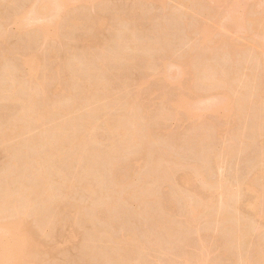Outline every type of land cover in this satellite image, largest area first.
I'll return each mask as SVG.
<instances>
[{
    "label": "rangeland",
    "instance_id": "rangeland-1",
    "mask_svg": "<svg viewBox=\"0 0 264 264\" xmlns=\"http://www.w3.org/2000/svg\"><path fill=\"white\" fill-rule=\"evenodd\" d=\"M183 1L184 3H181ZM3 2L0 0V9L4 7L0 10V84L7 87L5 85L10 80L7 79L8 74L4 73L11 72V76H14L13 79L16 82L18 81V85L22 83L24 85L22 88L20 85L15 86L17 92L13 87L11 88L17 95L19 94V97L27 94L34 96L35 93L37 99H40L39 105L42 101L41 106L47 117L41 120L35 117L37 121L32 122L30 117L29 119L25 117L27 119L24 121L22 119L24 115L22 118L19 115L25 114L22 102L17 100L16 94L9 100L14 91L8 93L12 89L5 90L6 93H3V97L0 98H4V103L0 101V120H3L0 125L9 121L10 116L14 114L19 115L21 121L30 127L26 126L27 130L25 129L23 133L21 131L22 135L20 131L11 130L7 135L8 139L0 142L1 174L3 175L5 172L3 170H6L4 175L7 174L9 179L13 177L11 179L13 180L15 179L13 175H18L28 157L32 159L39 151L41 153L38 154H47L49 151L47 148H50V145L54 146L52 143L60 141L64 134L67 135L69 130L64 128V124L65 126L73 122L80 124L79 121L82 122L84 118L90 117L89 122L93 121L94 127L93 124L88 127L91 123L86 126V132L84 130L86 135L82 143H79L80 146L78 142L77 145L74 144L75 147L72 146L73 142L69 143V148L71 149L72 146L74 150L71 149V152L66 155L64 145L67 141H63L65 142L62 145L63 148L58 142L61 150L63 149L62 156L67 158L64 159L62 156L61 160L52 158L53 166L57 165L56 169L58 168L60 177L63 175L66 179L72 173L71 177L75 180V175L78 173L75 186L78 184L80 188L72 186L70 192L69 187L65 189L62 195L64 194L68 199L63 197L64 195L62 199L58 197L61 195H57L58 199L54 200L60 199L62 202L55 201L53 203L55 208L52 206V211L48 207L51 210L49 212L53 213L56 209H61V204L64 205L65 202L69 208L76 205L78 207L61 211L59 219L65 215L61 225L58 217V221L49 220L48 225L44 223L45 218L48 217V215L45 216V212L49 214L48 209L43 210V206L41 209L39 202L32 201L33 199L28 202L20 198L21 200L15 201L18 205H15L8 204L7 201L8 206L2 204L0 208V235L3 236L0 238L1 244L4 240L11 243L5 242L7 244L3 243L0 248L11 246V244H13L12 248L17 246L13 252L16 251L14 256L18 254L16 259L18 261L21 259L19 262L21 264H68L73 258L77 260H72L73 263L78 264L77 258L82 263L83 259L86 260L88 257L90 261L93 259L94 264L98 261L100 264H111L113 263L111 258L115 256L113 259L116 260V255L110 256L109 259L107 251H110L112 255L115 243L120 244L115 245L116 248L119 247V252H121V246L123 255L127 256L123 258L121 254L123 260L129 259L128 253L130 257H133L135 251L142 249L137 253L144 254L143 256L136 253L135 259L138 261H135L134 257L129 259L135 262L132 264H264V119H262L264 117V61L261 62L259 59L261 57L264 60V0H49V2L47 0L46 3L45 0H5L6 3ZM2 3L4 5H1ZM98 20L101 21L100 28L97 25ZM223 38L225 41L222 42ZM118 41L121 43L119 44ZM218 41L221 43H217ZM32 54H35V57ZM124 56L129 58L126 59ZM24 58L33 59V67L25 62L24 66L22 63ZM90 71L93 74L96 73L95 76H98L100 81L102 78L105 80L102 81L105 83V88L102 89L104 85L101 82L98 97L97 89L94 92L93 88V92L89 94L84 92L86 83L90 81L92 84V80L99 81V78L97 79L94 75L95 79L93 76H88L92 75ZM97 73H100L102 78ZM205 73L208 75H204ZM96 86L97 84L95 88ZM53 87L56 89L54 90ZM90 89L88 88L87 91ZM61 107L62 109L71 108L65 112ZM129 108L133 111H129ZM132 117L138 119L136 121H139V131L141 132L142 129L144 133V136L142 132L140 133L143 137L138 134L142 137L140 141L138 139L139 144L138 141L136 143L129 141L132 145L137 144L136 146L126 144L128 134L125 139L123 135L114 134L113 136L115 132L112 133L109 130L112 122L120 124V120H123L125 123L132 124ZM18 122L19 127L22 123ZM77 124L74 126L76 129L72 126L74 133H68L69 136L80 131V125L78 127ZM130 124H127L128 128L131 127ZM59 125L62 126L60 129H65L60 130L64 132L62 135L60 132L55 133L59 129L55 127H60ZM69 126L68 128L71 129ZM148 131L150 134H147ZM239 131L242 137H238ZM47 135L57 139L55 142L46 144L49 140ZM56 135H61V138ZM206 135H208L205 138H208L209 146L208 142L205 145L206 140L203 138ZM120 136L123 137L120 138ZM123 138L124 141H122ZM51 139L50 142L54 140ZM115 139L121 140L122 142L119 141L121 145L123 142L126 144L121 147L120 152L116 150L120 143L113 145L116 142ZM23 140L29 141L31 146L25 144ZM34 140L37 144L32 143ZM41 140L43 142L45 140V145L48 146L41 144ZM234 143L235 147H233ZM240 143L243 148L239 149ZM115 145L116 148H113ZM55 146L53 148H58V145ZM227 147H233L235 152L232 151L233 149L227 152ZM16 148H19L18 153H14L17 152ZM69 148H67L68 151ZM24 149L30 151L25 152ZM84 150L86 153L97 150L99 151L97 154H102V158L96 154L100 160H96V157V159L93 157L94 160H88ZM83 151L85 155L82 154ZM159 153L160 159L162 156L165 157L162 163L159 160L160 165L157 166L155 163V171L158 170L157 167H159L158 171H161L159 176L163 171L165 172V167L173 166L171 164L174 160H176L174 164H178L179 161L180 165H174L177 167L169 170L170 173L166 170V174L163 173L159 177L158 173L151 171V166L155 158H159ZM13 155L16 164L22 167L19 168L18 173L17 166L12 164ZM18 155L22 156L19 158ZM170 155L173 161L170 160L172 159ZM18 161L22 164L20 165ZM90 161H92L90 169L94 164L97 171L94 168L91 172L88 171L87 166L90 165ZM110 163L111 171L114 172L109 170ZM11 165L16 166V168L12 166L15 172ZM24 165L25 173L29 174L26 163ZM10 168L12 170H9ZM9 171L15 174L11 177ZM64 171L69 174H64ZM83 172L86 173L84 174L86 177L87 172L90 175L93 173L92 177L95 174L100 175H97L101 179L99 181H95L96 175L95 179L92 177L89 179V175L84 180L94 179L92 182L94 181L95 190H99L101 195H104L100 197L105 198L101 199L103 202L97 198L99 191L97 195L93 193L92 196L93 190L89 191L90 194L87 190L83 191L94 188L86 186L88 182L84 181L86 185L82 189L83 185L80 183H83V178L79 176ZM25 173L23 172L24 175ZM4 175L2 177L8 179ZM24 175L20 174L19 178L16 177L18 179L14 180L16 184H11V180L5 181L0 177L2 179H0V187L6 183L14 187L13 185L18 186L19 183L21 185L17 188L20 189L27 187L23 186L26 180L32 184L34 179L35 184L39 182L36 176L33 178L31 175L27 177ZM77 177L82 182L78 179L80 183H77ZM151 177L153 179H150ZM143 178L145 183L147 181L145 185L149 186L151 191V194H146L144 202H138L135 197L137 195L133 196L134 201L136 198L135 203L127 198L123 200L121 194H128L127 190H131L129 189L131 186L135 188L131 187L133 191L140 186L139 189L143 186L145 188ZM112 179L118 181L117 185L119 182L122 185L120 184L116 189L114 185L116 182ZM52 180L54 182V179ZM55 182L53 183L55 186L56 184L64 185V182L61 183L62 180L58 183L57 178ZM32 184L29 183V187ZM61 185L57 186V189H61L58 191L54 186L53 192L56 191L57 194L63 192ZM123 185L124 187L120 189ZM65 186L67 187V184L63 187ZM14 188L11 193L20 194V190L16 186ZM147 188L142 190L147 193V190L149 191ZM27 189L29 191L30 188L27 187L24 190ZM13 190L19 193L16 194ZM142 192L140 193L144 196L145 193ZM112 193H115L114 196L120 195L119 201L118 198L115 200L118 204L113 203V199L110 200L111 197L114 198ZM126 194L124 197L131 196ZM181 194H184V197ZM129 197L128 199H132ZM188 197L194 198V201L192 198L191 201L196 203L194 205L199 213L195 220L193 219L194 222L190 221L192 224L188 222L191 217L187 213H192V208L195 206L191 201L193 207L188 205L190 203ZM64 198L67 201H63ZM105 200L114 204H112L113 210L112 207L108 209L110 203ZM220 200H223L225 204L222 202V205ZM219 201L221 205L217 208ZM27 202L28 204L33 202L32 206H29ZM55 203H58L59 207L58 204L55 206ZM34 204H38L37 207H34ZM67 204H65L66 208H68ZM26 207L30 209L27 210ZM37 208L39 211L43 210L44 212L41 211V213L43 212L44 215H40ZM98 211L101 212L98 213ZM111 213L112 217H116V214L118 217L114 220L112 217L109 218L108 215ZM78 217L81 219L78 220ZM74 219L80 222L75 220L74 223ZM54 220L59 222L57 227L55 222H53L55 225L51 223ZM180 226L182 229L180 228L179 233L180 229L176 228ZM97 230H101V234H98L99 238L102 236L101 241L97 234L95 235L99 232ZM105 230L107 234L109 233L108 235ZM167 230L175 234L179 233L183 239L182 242L176 240L178 236L174 234L176 242L172 238L174 243L172 241L170 244L168 241L172 240L169 237L172 233L170 234ZM9 236H13L14 242ZM125 236L129 240L133 238L134 244L142 240L140 244L142 246L138 245V248H134L133 241L131 243L127 240L133 246L129 244L130 247L135 249L133 253V250L125 243L128 239ZM136 236L139 238L137 239ZM94 237H97V240ZM106 237L109 238L106 240ZM167 238L170 239L167 240ZM93 240H95L94 243L98 242L96 244L98 249L94 250L99 252H94L97 253L94 257L89 256L94 254L89 252L95 245ZM120 240L125 241V245L123 242L120 243ZM146 243L149 248H146ZM122 246H128L125 249L130 248L132 253L129 250L125 254L126 251H123ZM99 247L107 250L105 255ZM116 248L114 247L113 251H116ZM85 249L88 257L86 255L80 259L79 256L85 255ZM119 252L117 250V254ZM12 254H10L11 258L8 257L10 260L7 261L6 258L3 264H14V262L16 264ZM118 259L117 262L113 260L115 264H122L118 262ZM88 260L83 263L86 264ZM92 261L87 264H91ZM2 262L1 260V264Z\"/></svg>",
    "mask_w": 264,
    "mask_h": 264
},
{
    "label": "bare ground",
    "instance_id": "bare-ground-1",
    "mask_svg": "<svg viewBox=\"0 0 264 264\" xmlns=\"http://www.w3.org/2000/svg\"><path fill=\"white\" fill-rule=\"evenodd\" d=\"M2 1L5 2V0H2ZM46 1H47V0H45V3H46ZM4 2H3V3H4ZM48 2H49V0H48ZM48 2H47V3H48ZM3 3H2L1 5H4ZM5 3H6V2H5ZM36 3H37V2H36ZM179 3H180V2H179ZM181 3H184V1L181 2ZM181 3H180V4H181ZM185 3H186V2H185ZM3 8H4V7L2 6V9H0V10H3ZM2 12H3V11H2ZM1 16H2V15H1ZM15 16H16V14H15ZM15 20H17V19H15ZM97 25H98V27L100 28V26H101V21H100V20L97 21ZM219 40H220V39H219ZM221 40H222V39H221ZM221 40H220V41H221ZM220 41H218L217 43H221ZM223 41H225L224 38H223L222 42H223ZM118 43L120 44L121 42L118 41ZM150 45L152 46V44H150ZM148 46H149V44H148ZM148 46H147V47H148ZM143 47H144V46H143ZM143 47H142V48H143ZM233 47H234V46H233ZM234 48H236V47H234ZM232 50H233V49H232ZM234 52H235V49H234ZM234 52H233V53H234ZM55 53L57 54V52H55ZM56 54H55V56H57ZM32 55L34 56L35 54H32ZM32 55H31V56H32ZM125 56H126V54H125ZM125 56H124V57H125ZM128 56H129V55H128ZM34 57H35V56H34ZM259 57H260V56H259ZM125 58H126V57H125ZM127 58H129V57H127ZM127 58H126V59H127ZM257 59H258V58H257ZM259 59H260L261 62L264 61L263 59H261V57H260ZM259 59H258V60H259ZM24 60H26V59L24 58V59L22 60V63H23V64H24V62H25L26 64H30V66L33 67V65H34V63H33V62H34L33 59H32V60H28V58H27L26 61H24ZM26 64H24V66H25ZM27 67H28V66H27ZM32 67H31V70H30V68H29V70L31 71V73H32V71H33V70H32ZM66 67H67V66H66ZM65 69H66V68H64V70H65ZM9 70H10V69H9ZM67 70H68V67H67ZM69 70H70V69H69ZM5 71H7V70H5ZM10 71H12V70H10ZM92 71H93V70H92ZM94 72H95V71H94ZM69 73H71V72H69ZM72 73H73V71H72ZM90 73H92V75H88L89 77H90V76H93V75L95 76V74H96V73L93 74V72H91V71H90ZM100 73H101V72H100ZM100 73H97V74L99 75ZM249 73H250V72H249ZM4 74H8V78H7V79L10 80V81H9L10 83H9V82H8V84L6 83L5 86H7V87H4V85L0 84V85H1V86H0V98L3 97V93H6L5 90L8 91V89H10L11 87H13L14 90H15V89H17V87L15 88V86H19V85H20V84L18 85V81L16 82L15 79H13L14 76H13V77L11 76V75H12L11 72L4 73ZM14 74H15V73H14ZM14 74H13V75H14ZM47 75H48V74H46V77H48ZM204 75H208V74L205 73ZM5 76H6V75H5ZM94 76H93V77H94ZM99 76H101V78H102V75H101V74H100ZM44 77H45V76H44ZM95 77H96V76H95ZM95 77H94V79H95ZM205 77L207 78V76H205ZM15 78H16V77H15ZM96 78L98 79L99 77L97 76ZM5 79H6V77H5ZM7 79H6V80H7ZM16 79H17V78H16ZM6 80H5V81H6ZM13 80H14V81H13ZM89 80H91V79H89ZM103 80H104V78H102V81H103ZM92 81H93V82H92ZM92 81H91L92 84L94 83V84H93V87H92V84H91L90 81H89V82H88L89 84H88V83L85 84V85H87V86H85L86 89H85L84 92H85V93H88V94H89V93H92V92H93L92 89L94 88V89H95L94 92L97 91V90L99 91V93H98V91H97V93H96V95H97V97H98L99 94H100V89H99V88L101 87V84H102V83H103L102 85H104V86H102V89L105 88V83L102 82V81H100V78H99V81H98V80H96V82H94V80H92ZM104 81H105V80H104ZM1 82H2V81H1ZM15 82L17 83V85L15 84ZM101 82H102V83H101ZM2 83H4V82H2ZM19 83H20V82H19ZM21 83H22V82H21ZM4 84H5V83H4ZM96 84H97V86H96V88H95V85H96ZM22 85H23V83L20 85L21 88H22ZM88 85H89V86H88ZM99 85H100V86H99ZM2 86H3V87H2ZM23 86H24V85H23ZM98 86H99V87H98ZM13 88H11L12 90H11V91H8V93H11L12 91H14ZM18 88H20V87H18ZM88 88H91V89H90L91 92H90L89 90L87 91ZM53 89L55 90L56 87H53ZM96 89H97V90H96ZM15 91H16V90H15ZM15 91H14V93H13V96H11V98H9V97L7 96V97L9 98V100H11L12 98L15 97V94H16ZM17 91H18V90H17ZM17 91H16V92H17ZM86 91H87V92H86ZM28 93H29V92H28ZM26 94H27V92H26ZM30 94H31V93H30ZM30 94H29V95H30ZM6 95H7V94H6ZM18 95H19V94H18ZM18 95L16 94V96L18 97L17 100H18V101L20 100V102H22V104H23V105H22V109L24 108V113H25V114H19V113H20V112H19L18 114L21 115V116H20L21 118H22V116L24 115V118H22V119H24V121H25V119H27V118H25V117H28V119H29V117H30V118H31V122H32L33 120H36V119H37V120H41V118L44 119L43 117H45V114H46V113H45L44 110L42 109V106H41L42 101H41V104L39 105V103H40V99H37L35 93L33 94L34 96H32V94H31V96H28V94H27V95H24V96L22 95L23 97H22V96L19 97ZM3 99H4V98H3ZM3 99H0V101L2 100V103H4V102H3ZM6 99H7V98H6ZM15 100H16V98H15ZM132 100L134 101V99H132ZM132 100H130V101L133 102ZM130 101H128L129 104H130ZM38 102H39V103H38ZM44 102H45V101H44ZM44 102H43V103H44ZM134 102H136V101H134ZM134 102H133V103H134ZM0 103H1V102H0ZM45 103H46V102H45ZM45 103H44V104H45ZM133 103H132V104H133ZM132 104H131V105H132ZM47 105H48V104H47ZM135 105H136V104H135ZM40 106H41V107H40ZM128 106H129V105H128ZM65 107H66V106H65ZM68 107H69V106H68ZM68 107L65 108V109H64V108L62 109V107H61V109L64 110V111L66 112V111L70 110V108H71V107H70V108H68ZM132 107H133V106H131V108H132ZM134 107H135V106H134ZM250 108H251V107H250ZM133 109H134V108H133ZM130 110H132V109L129 108V111H130ZM21 111H23V110H21ZM64 111H63V112H64ZM132 111H133V110H132ZM22 113H23V112H22ZM60 113H61V112H60ZM15 114H16V113H15ZM13 115H14V114H13ZM13 115L10 116V120H9V121H6L5 124L0 125V142H2V140H4V139H5V140L8 139L7 135H8V133H9V131L11 132V130H13V131H15V130H16V131H20V133H21V131H22V133H23V131H26V130H27V129L25 128V127L27 126L26 123H23L24 121H23V122L21 121V118L18 117L19 115H18V116H15V115H14V117H13ZM47 115H48V113H47ZM263 115H264V114H263ZM12 117H13V118H12ZM35 117H36V119H34ZM46 117H47V116H46ZM46 117H45V118H46ZM260 117H261V116H260ZM19 118H20V119H19ZM32 118H33V119H32ZM89 118H90V117H89ZM89 118H86V119L84 118L85 120L83 119L82 122L79 121L80 124H77L76 122H75V123H74V122L71 123L72 125L69 124L70 126H69V125H66V126H65V124H64V128L66 127V128L69 130V131H67V133H66L67 135H66V136H65L64 132H63V133H62V131L60 132V130H62V129L65 130L66 128H65V129H64V128L60 129V128L62 127V126H60V125H59L60 127H55V128H59V129H57V130H58L57 132H55L56 129L54 130L55 133L59 134V132H60L61 135L64 134V135H63V138H62L60 141L57 140V141L59 142V144L62 146V145H64L65 142L67 141L66 145H64V146H65L64 149H66V150H64V153H65V151H66L65 155H66L67 153H70V152H71L72 146H74V144L77 145V142H78V146H80V144L82 143V140H83L84 135H86V133H85V132H86V130H85V129H86V126H88V125L91 123L88 127L92 126V124H93V127H94V123H93V121H90V122H89ZM130 118H131V117H130ZM132 118H133V120L135 119L134 121L132 120V122H131L132 124H130V123H125L123 120H122V121L120 120V124H118L119 122H118V123L116 122V124L112 122V124H113V125H112V124H110V123H111V122H110L109 124H110L111 126L108 125L109 128H110L109 130H111L112 133L115 132V133H113V136H114V134H115V135H116V134H119V135H123L124 138H125V136H127V134H128L127 137H129V138H128V139L125 138V139H127V141L125 140L126 144H127V143L130 144V143H132V142H135V143H136V142L138 141V139H139V141H140V139L144 136V133L142 132V129H141V132H142V133L139 131V130H140V128H139L140 126H138V122H139V121H136L137 118H134V117H132ZM0 119H1V118H0ZM8 119H9V118H8ZM90 119H91V118H90ZM262 119H264V117H263ZM37 120H36V121H37ZM137 120H138V119H137ZM2 121H3V120H2ZM2 121L0 120V122H2ZM18 121H20V123H22V124H19V127L17 126V124L19 123ZM27 121H30V120H27ZM61 121H62V120H61ZM130 121H131V119H130ZM130 121H129V122H130ZM261 121H263V120H261ZM17 122H18V123H17ZM121 122H122V123H121ZM60 123L63 124V122H59V124H60ZM81 123H82V124H81ZM124 123H125V124H124ZM27 124H28V123H27ZM62 124H61V125H62ZM74 124H75V125H74ZM76 124H77L78 127H79V125H80V131L77 132V133L75 132V135H73V134L71 133L73 136H72V135L69 136L70 134H68V133H70V132H73V133H74V130L72 131V126L74 127V126H76ZM127 124H128V125L130 124L131 127L128 128V127H127ZM139 124H141V122H140ZM29 125H30V124H29ZM125 125H126V126H125ZM56 126H57V125H56ZM68 126L71 127V129H69ZM81 126H82V127H81ZM27 127L29 128L30 126H27ZM259 127H260V126H259ZM82 128H83V129H82ZM25 129H26V130H25ZM74 129H76V128L74 127ZM77 129H78V128H77ZM259 129H260V128H259ZM78 130H79V129H78ZM81 130H82V131H81ZM84 130H85V132H84ZM13 131H12V133H13ZM91 131H92V130L90 129V132H91ZM65 132H66V131H65ZM116 132H117V133H116ZM20 133H17V134H20ZM22 133H21V135H22ZM84 133H85V134H84ZM88 133H89V132H88ZM140 133H141L143 136H142ZM148 133L150 134V131H148L147 134H148ZM239 133H240V136H238V135H236V136H238V137H242L240 131H239ZM15 134H16V133H15ZM89 134H90V133H89ZM138 134H140V136H142V137H140ZM236 134H237V133H236ZM9 135H11V134H9ZM61 135H59V136L56 135V136H58V137L61 138ZM203 135H205V134H203ZM64 136H65V137H64ZM123 136H120V138L123 137ZM130 136H132V138H131ZM138 136H139V137H138ZM207 136H208V135H206V136L203 137V138L206 140V142H205V140L203 139L204 142H205V145H206V143L208 142V141H207L208 138H205V137H207ZM46 137H48L49 140H47V142H46L45 140H44V142H43V140H41V142H42L41 144L44 143V145H45V142H46V144H50V143H52V142H55V139H57V138H52L53 136H50V137H49L48 135H47ZM46 137H45V138H46ZM201 137H202V135H201ZM238 137H237V138H238ZM6 138H7V139H6ZM51 138H52V139H51ZM120 138H119V139H120ZM124 138L122 139V141H124ZM130 138H131V139H130ZM21 139H22V137H21ZM25 139H26V138H24V140H25ZM37 139H38V138H37ZM43 139H44V137H43ZM50 139H51V140L54 139V140L50 142ZM200 139H201V138H200ZM242 139H243V138H242ZM24 140H23V142H24L25 144H26V143L29 144V143H28L29 141L27 142V141H24ZM26 140H28V139H26ZM115 140H116V139H115ZM130 140H131L132 142H129ZM203 140H202V141H203ZM237 140H238V139H237ZM34 141H35V140H34ZM34 141H33L32 143L37 144L36 141H35V142H34ZM48 141H49V142H48ZM63 141H65V142H63ZM119 141H121V140H118V141L116 140V142L113 143V145H114L115 143H117V142H118L117 144L120 143V144H119L120 146L118 145L119 148L116 149L118 152H120V151L122 150L121 147L125 144V143L123 142V145H121V142H122V141H121V142H119ZM139 141L137 142L138 144L140 143ZM239 141H240V139H239ZM19 142H20V141H19ZM21 142H22V141H21ZM21 142H20V143H21ZM58 142L52 143L54 146H55V145H58V146H57L58 148H53L54 146L50 145V148H49V147H48L49 149L47 148V150H49L48 153L46 152L47 154H44V155H43V154H38V153L40 152V151H39V152L37 153L38 155H37V154H36L37 156L35 155L36 158H35V156H34V157H33L34 159L32 158V159H33V160H32V159H29V158H31V157H28V159H26L25 162L23 161V162H24L23 164H22V162H19L20 159H18V157H19V156L21 157L22 155H18V157L16 156L17 160H19V161H18L19 164H20V165L22 164V166H23V168L21 167L22 170H23V171L21 170L22 172L20 171L21 173L19 172V168H20V166L18 165V163L16 164V162H15L16 159L14 158V155H13V159H14V162H15V163L12 162V164H14V165L17 166V168H18L17 173L19 172L18 175H20V174H22V176L24 175L23 172H24V173L26 172V170H24V166H25L24 164L26 163V166L28 167V171H27V173H29V172H30V173H29V174H26V173H25L24 176L27 177L28 175H31V176H33V178H35V176H36V177L38 178V179H36V180L39 181V182L36 181L37 183L35 184V179L33 180V178H32L31 180L34 181V182H33L34 184H32V182H29L30 184H32V186L29 187L28 180H26V182H27L28 184L22 180V181L25 183V184H24V183L21 181L22 184H24L23 186L26 185L28 188H30L29 191H28V189H27V190H24V189H26L27 187H26V188H25V187H24V188L21 187L20 189H18L17 187H18L19 185H21V184L18 183V186H17V185H13V186H14V187L16 186V188H17L18 190H20V191H19L20 194H18V193H19L18 191L13 190V192L15 191L14 193L18 194V195H14V194H12L11 192H12V188H13V189H15V188H14V187H11L12 185H9V184H10V183H11V184H12V183H13V184H14V183L16 184V181L18 180L17 178H19L17 174L12 173L13 171L15 172V169H14V168H16V166L11 165V167H12V166L14 167V168L12 167L14 170H13L12 172H10V171L8 172L9 175H11V177H12V174L17 175V176H16L17 178L15 177V175H13L14 178H15V179H13V180H11L13 177H12L11 179H9L10 177H8L7 174L4 175L5 172H6V170H3V172L5 171L3 175L6 176V178H8V179H4V178L2 177L3 175L1 174V172H0V174H1L2 176H0V177H2V179H4L5 181H6V180H8V181L11 180V182H10L9 184H7V183L5 182L6 184H5V185L2 184L3 187H2V186L0 187V208L2 207V206H1L2 204H3V205H7V201L9 202L8 204H12V203L15 204V203H16V202H15L16 200H19L20 198H22L23 200H25V199L28 200V202H30V200L33 199L32 201H37V203L39 202L38 204L40 205L39 207H41V209H42V206L44 207L43 210L48 209V207H50L51 210L53 211V208H55V207L53 206V203H54L55 201H59V200H60V199H59V200H54L55 198H57V195H61V196H58L59 198H61V197L64 195V194L62 195V193H65V189L67 190V188L69 187V192H70V190H72V189H70V187L72 188V186H73V187L75 186V183H76V182H75V180H76V175H77L78 173H77L76 175H75V173H74V175H75V180L71 177V176L73 175L72 173H71L70 175H68V176H69V177H67L68 179H67V178L65 179L63 175L61 176V177H62V178H61V177L59 176V175H60V172L57 171L58 168L56 169V166H57V165L55 164L56 166H55V167L53 166L54 162H53L52 158H53V159H55V158H56V159H59V158H60V160H61V159H62L61 156L64 154V153H63V149L61 150L60 145L57 144ZM61 142H63V143H61ZM72 142H73V144H72L71 149H70V148H69V147H70V144H69V143H72ZM74 142H75V143H74ZM199 142H200L201 144H203L200 140H199ZM241 142H242V144L244 143L243 140H242ZM39 143H40V141H39ZM79 143H80V144H79ZM22 144H23V143H22ZM25 144H24V145H25ZM30 144H31V143H30ZM30 144H29V145H30ZM68 144H69V146H68ZM117 144H116V145H117ZM126 144H125V145H126ZM128 144H127V145H128ZM207 144H208V146H209V142H208ZM33 145H34V144H33ZM116 145H115V147H113V148H116ZM133 145H134V144H133ZM133 145L130 144V146H133ZM136 145H137V144H135L134 146H136ZM240 145H241V143H240ZM243 145H244V144H243ZM243 145L239 146V149H240V147H242ZM30 146H31V145H30ZM38 146H39V145H38ZM45 146L47 147L48 145H45ZM66 146H68L67 148H69V151L67 150ZM208 146H207V147H208ZM55 147H56V146H55ZM74 147H75V146H74ZM74 147H73L72 151L74 150ZM123 147H124V146H123ZM126 147H129V146H126ZM126 147H125V148H126ZM207 147H206V148H207ZM233 147H235V143H234V146H233ZM233 147H232V148H231V147H227V152H228L229 149H233ZM24 148H25V147H24ZM27 148H28V147H27ZM30 148H31V147H30ZM32 148H33V147H32ZM38 148H39V147H38ZM40 148H41V147H40ZM44 148H45V147H44ZM59 148H60V149H59ZM62 148H63V146H62ZM80 148H81V147H80ZM242 148H243V147H242ZM242 148H241V149H242ZM244 148H245V147H244ZM16 149H17V148H16ZM21 149H22V147H21ZM33 149H35V148H33ZM42 149H43V148H42ZM42 149H41V150H42ZM18 150H19V148L17 149V152L15 151L14 153H18ZM24 150H25V152L27 151L26 149H24ZM43 150L45 151L46 148L43 149ZM43 150H42V152H43ZM22 151H23V149H22ZM28 151H30V150L28 149ZM28 151H27V152H28ZM80 151H82V150H80ZM84 151H85V150H84ZM84 151H83V153H82L83 155H85V153H86V151H85V153H84ZM87 151H88V150H87ZM229 151H231V150H229ZM232 151H234V149H233ZM88 152H89V151H88ZM98 152H99V151H98ZM98 152H97V150H96L95 152H93V153H92V152H89V153H86L85 156H86L87 158H89L88 160H90V159L92 160L93 157H94V159H96V158H97V157H96V154H97ZM158 152H159V151H158ZM234 152H235V151H234ZM19 153H20V151H19ZM40 153H41V152H40ZM43 153H45V152H43ZM160 153H161V152H160ZM160 153H159V154H160ZM229 153H232V152H229ZM21 154H23V152H21ZM41 155H42V156H41ZM45 155H47V156H45ZM83 155H82V156H83ZM97 155L101 156L100 158H102V154L99 153V154H97ZM230 155H231V154H230ZM38 156H39V157H38ZM82 156H81V157H82ZM99 156H98V157H99ZM158 156H159V158H158V157L155 158V162L153 161L154 164L152 163L153 165L151 166L152 168L154 167V169L151 168V171H153V172L155 171V167H156V165H157V166L160 165V164H158V163H159V160H161V163H162V159H165V157L163 158V156H162V158L160 159L161 154L158 155ZM20 157H19V158H20ZM62 157H63V156H62ZM95 157H96V158H95ZM166 157H167V156H166ZM170 157L172 158L171 155H170ZM48 158H51V159L48 160ZM63 158L65 159V158H67V156H66V157H63ZM100 158H99V159L97 158L96 160H100ZM46 159H47V160H46ZM56 159H55V160H56ZM64 159H63V160H64ZM79 159H80V158H79ZM94 159H93V160H94ZM29 160H31V161H29ZM50 160H51V161H50ZM156 160H158V161H156ZM170 160L173 161V158L170 159ZM11 161H12V158H11ZM28 161H29V163L27 164ZM46 161H47V162L49 161L50 164L47 163ZM79 161H80V160H79ZM172 161H171V162H172ZM175 161H176V160L173 161V164H171V162H169V164H171V165H173V166H171L172 168L170 167V165L167 166V167H169V168L165 167V168H164L165 172H166V170H167V172L170 173L169 170H173L174 168H176L177 166L180 165V164H179V161H178V164H177V163L174 164ZM110 162H111V161H110ZM112 162H114V161H112ZM164 162H165V161H164ZM46 163H47V166H46ZM93 163H94V162H93ZM155 163H156V165H155ZM91 164H92V161H90V165L87 166L89 170H88L87 167H86V169H85L86 171L88 170V171L91 172V170H93V168H94V170H96V169H95L96 167H94V166H95L94 164H93L92 169H90V166H92ZM115 164H116V163H115ZM49 165H50V166H49ZM51 165H52V166H51ZM112 165H113V164H112ZM174 165H177V166H174ZM165 166H166V165H165ZM47 167H48V168H47ZM112 167L114 168V166H112ZM173 167H174V168H173ZM21 168H20V169H21ZM109 168H110V169H109L110 172H114V171H111V169H112V168H111V163H110ZM157 168H158V170H159V167H157ZM162 168H163V167H162ZM170 168H171V169H170ZM7 170H8V169H7ZM9 170H12V169L10 168ZM158 170L156 169L157 172L155 171V173H156V174L158 173L157 175L159 176V174H160L159 172H161V171H158ZM162 170H163V169H162ZM175 170H176V169H175ZM96 171H97V170H96ZM3 172H2V173H3ZM64 172H65V171H64ZM165 172L163 171V173H165ZM173 172H175V171H173ZM10 173H11V174H10ZM66 173H67V172H65L64 174H66ZM94 173H96V172H94ZM150 173L152 174V172H150ZM163 173H162V174H163ZM171 173H172V172H171ZM67 174H69V173H67ZM84 174L86 175V173L83 172V174H81V175L79 176V178H81V179L83 178V179H82L83 183H80V182H82V181L77 177V183H78L79 180H80L79 183H80L81 185H83V186H82V187H83L82 189H84V188H85V185H86V184L84 183V181H86V183L88 182L89 185H88V183H87L86 186H88V187L90 186V188H91V187H94V181L92 182V180H94L96 177H97V179H96L95 181H99V180H101V179L97 176V175H99V174H97V175L95 174L96 177H95V175L92 177L93 173L90 175V173H88V172H87V174H88L87 177L90 175V176H89V177H90L89 179H91V177H92V178L95 177V178L92 179L91 181H90L89 179L84 180V178H87L86 176H84ZM156 174L153 173V175H155V176H156ZM162 174H161V175H162ZM165 174H166V173H165ZM165 174H164V176H165ZM161 175H160L159 177H161ZM81 176H82V177H81ZM83 176H84V177H83ZM99 176H100V175H99ZM155 176H154L153 178H155V180H156V177H155ZM158 176H157V178H159ZM29 177H30V176H29ZM55 177L57 178V182H58V183H60L61 180H62V182H61L62 184H63V182H64V185L67 184V187L65 186L66 188L63 187L64 185L62 186L61 184H58V185H61L62 189H64V190H62L63 192H61L60 194H57L56 191L53 192V190H54L53 188H54V186H55L54 184L56 183V182H55V180H56ZM73 177H74V176H73ZM149 177H150V176H149ZM20 178H21V176H20ZM58 178H60V179H58ZM70 178H72V179H70ZM98 178H99V179H98ZM113 178H114V176H113ZM153 178L151 177L150 179H153ZM0 179H1V178H0ZM2 179H1V180H2ZM52 179H54V182H53ZM63 179H64V180H63ZM78 179H79V180H78ZM116 179H117V178H116ZM146 179H149V178H146ZM159 179H162V178H159ZM159 179H158V180H159ZM14 180H16V181H14ZM31 180H29V181H31ZM50 180H51V181H50ZM59 180H60V182H59ZM88 180H89V181H88ZM112 180H113V179H112ZM112 180H111V181H112ZM114 180H115V179H114ZM114 180H113V181H114ZM117 180H118V179H117ZM143 180H144V178H143ZM8 181H7V182H8ZM113 181H112V182H113ZM123 181H124V180H123ZM148 181H149V180H148ZM151 181H153V180H151ZM49 182H53L54 184H53V183H49ZM115 182H116V184H114V185L116 186V187H115L116 189H117V187H119L120 184L122 185V183H120V182H119V184L117 185V182H118V181H116V180H115ZM1 183H2V182H1ZM90 183H91L92 186L90 185ZM100 183H101V181H100ZM123 183H124V182H123ZM146 183H147V181H146ZM146 183H145V180H144V185H145ZM151 183H152V182H151ZM213 183H214V182H213ZM213 183H212V184H213ZM50 184H51V185H50ZM52 184H53V188H52ZM129 184H131V183H129ZM58 185L56 184V186H55L56 189H57V186H58ZM95 185H96V183H95ZM114 185H113V186H114ZM124 185L128 186L127 184H124ZM124 185H123V186H120V189H121V187H124ZM76 186H77L78 188H80V187L78 186V184H77ZM76 186H75V187H76ZM130 186H131V185H130ZM19 187H20V186H19ZM131 187H132L133 189H135L133 186H131ZM131 187L129 188V189H131V190H127V191H129V192H127V193L130 194L132 197H131V196L129 197V195L126 194V193H125V194L128 195L127 197H124L125 194H121V196L123 195V200H124V198H125V199L127 198V200L133 201V203H135L136 198H137V201H138V202H144V200H145L144 198H146V196H147L146 194H148V193L151 192L149 186H146V185H145V188H143L144 186L142 187L143 190H145L147 187L149 188V191L147 190V193H146V191H143L142 189H139V188H141V186H140V187L137 188L136 190H137V191H140V192L143 191V192L145 193V195L143 196L140 192H137L136 190L133 191ZM135 187H136V186H135ZM58 188H59V187H58ZM115 188H114V189H115ZM148 188H147V189H148ZM59 189H60V188H59ZM59 189H57V191H58ZM95 189H96L95 187H94L93 189L91 188V190H90V189L88 190V188H87V189H84L83 191L87 190V191H88V194H90V192L93 190V191L91 192V193H92L91 196H92V195H94L93 193H96V195H97V193H98L97 191H99V190L96 191ZM138 189H139V190H138ZM60 190H61V189H60ZM94 190H95L96 192H95ZM141 190H142V191H141ZM89 191H90V192H89ZM132 191H133V192H132ZM135 191H136V193H134ZM66 192H67V191H66ZM99 192H100V191H99ZM116 192H117V191H116ZM118 192H119V191H118ZM131 192H132V193H131ZM143 192H142V193H143ZM138 193H139V194H138ZM144 193H143V194H144ZM67 194L69 195V193H67ZM114 194H115V193H114ZM114 194L112 193L113 196H114ZM150 194H151V193H150ZM54 195H55V196H54ZM68 195H67V196H68ZM96 195H95V196H96ZM99 195H101V192H100V193L98 194V196H97L98 199H99L100 197L104 196L103 194H102L101 196H99ZM134 195H137V196H135V197H136V198H135V201H134V198H133ZM181 195H182V194H181ZM31 196H32L33 198H31ZM69 196H70V195H69ZM116 196H117V197H116ZM119 196H120V195H119ZM119 196H118V195H115V196H114L115 199H114L113 197H111L110 200L113 199L112 202L116 204L117 202H115V200H116V198H118ZM138 196H139V197H138ZM140 196H143V197H140ZM150 196H151V195H150ZM182 196L184 197V194H183ZM63 197H66V196L64 195ZM63 197H62V198H63ZM128 197H129V198H132V199H128ZM192 197H194V196H192ZM192 197H191V198H192ZM226 197H227V196H226ZM30 198H31V199H30ZM62 198H61V199H62ZM66 198H67V197H66ZM140 198H141V201H139ZM142 198H143V199H142ZM148 198H149V197H148ZM188 198H190V197H188ZM191 198L188 199L189 202L191 201ZM194 198H195V197H194ZM194 198H192L193 201H194ZM57 199H58V198H57ZM64 199H65V198H64ZM67 199H68V198H67ZM67 199H65V200H63V201H67ZM95 199H96V198H95ZM101 199H103V198H100L99 201H102ZM104 199H105V198H104ZM104 199H103V200H104ZM150 199H151V198H150ZM154 199H155V198H154ZM186 199H187V198H186ZM20 200H21V199H20ZM123 200H122V202H123ZM127 200H125V201L127 202ZM142 200H143V201H142ZM60 201H61V200H60ZM105 201H107V200H105ZM118 201H119V198H118ZM125 201H124V202H125ZM195 201L198 202L197 200H195ZM220 201H221V200H220ZM220 201H219V205L216 206L217 208H218V206H220V205L222 204V202L224 203V201L222 200V201H221V204H220ZM5 202H6V204H5ZM28 202H27V204H28ZM61 202H62V201H61ZM102 202H103V201H102ZM107 202H109V201H107ZM120 202H121V201H120ZM120 202H119V203H120ZM186 202H187V201H185V203H186ZM191 202H192V201H191ZM191 202L188 203V205L191 206V207H193V205L196 204V203H195V202H194V203L192 202L193 205H191ZM199 202H200V201H199ZM225 202H226V201H225ZM22 203H23V202H21V204H22ZM32 203H33V202H32ZM32 203H31V204H28V205H29V206H32ZM68 203L70 204V206H72L70 202H68ZM109 203H110L111 205H110ZM109 203H107V204H109V206H110V207L108 206V207H109L108 209H110V208L114 205V204L111 203V202H109ZM155 203H156V202H155ZM205 203H206V202H205ZM19 204H20V203H19ZM38 204H37V205H38ZM41 204H42V205H41ZM57 204H58V203H55V206H57ZM63 204H64V205L61 204V209H62V210H61L60 208H58V209H60L59 211H57L58 209H56V212H53V213L51 212V213H50L49 211H51V210L48 209L47 212H48L49 214H46V212H45V216L48 215V217L45 218V221H46V222H44L45 224L47 223V224L49 225V223H50L49 220H52V219H56V220H57V217H58V219H59V218H60L59 216H60L61 213H62L61 211H65V210L68 211L70 208L78 207V205H76V206H73V207H70V208H69V205H68L66 202L63 203ZM65 204H67L68 208L65 207ZM103 204H105V203H103ZM107 204H106V206H107ZM112 204H113V205H112ZM117 204H118V203H117ZM200 204H201V203H200ZM224 204H225V203H224ZM226 204H227V202H226ZM235 204H236V203H235ZM15 205H18V203L15 204ZM28 205H27V207H28ZM37 205L34 204V207H37ZM73 205H75V204H73ZM222 205H223V204H222ZM227 205H228V204H227ZM231 205H232V204H231ZM231 205H230V206H231ZM7 206H8V205H7ZM24 206H26L25 203H24ZM24 206L22 205V207L25 209ZM52 206H53V208H52ZM115 206H116V205H115ZM194 206H195V208H192V209H193V210H192V213H191V212H190V213H189V212L187 213V215L190 214V217H191V218H189L188 216H186V217L189 218V221H188V222H190L191 220L193 221V219L195 220V217H197V215H199V213L197 212L196 205H194ZM225 206H226V205H225ZM232 206H233V205H232ZM234 206H236V205H234ZM27 207H26V209H27ZM34 207H32V208H34ZM58 207H59V204H58ZM62 207H63V208H62ZM202 207H203V205H202ZM202 207H201V209H202ZM223 207H224V206H223ZM237 207H238V206H237ZM79 208H80V206H79ZM113 208H114V207H112V210H113ZM224 208H225V207H224ZM224 208H223V209H224ZM29 209H30V208H29ZM29 209H27V210H29ZM37 209H38L37 211H39V208H37ZM63 209H65V210H63ZM75 209H76V208H75ZM198 209H199V208H198ZM236 209H237V208H236ZM43 210H41V211H43ZM227 210L229 211V209H227ZM41 211L38 212L40 215L43 214V212H44V211H43V212L41 213ZM45 211H46V210H45ZM67 211H66V213H67ZM77 211H78V210H77ZM110 211H111V210H110ZM190 211H191V209H190ZM198 211H200V209H199ZM201 211H202V210H201ZM236 211H237V210H236ZM99 212H101V211H98V213H99ZM220 212H221V210H220ZM220 212H219V213H220ZM66 213H64V214H66ZM225 213H226V212H225ZM64 214H62V216H63ZM43 215H44V214H43ZM112 215H113L112 213H111V215H108L109 218L112 217ZM114 215H115V213H114ZM217 215H218V214H217ZM219 215H220V214H219ZM222 215H223V214H222ZM45 216H44V217H45ZM80 216H81V215H80ZM80 216H79V217H80ZM99 216H100V215H99ZM225 216H226V215H225ZM225 216H224V218H225ZM41 217H42V216H41ZM41 217H40V218H41ZM44 217H43V218H44ZM64 217H65V215H64ZM64 217H61V219H59V220H60V225H61V223H62L61 220H63ZM79 217H78V220L81 219V218H79ZM81 217H82V216H81ZM84 217H86V216L84 215ZM84 217H83V218H84ZM117 217H118V214H116V217L114 216V217H112V218H113V220H114V218H117ZM221 217H222V216H221ZM47 218H48V219H47ZM62 218H63V219H62ZM83 218H82V220H83ZM106 218H107V217H106ZM109 218H108V220H109ZM188 218H187V220H188ZM226 218H227V217H226ZM222 219H223V218H222ZM75 220H76V219H74V223H75ZM78 220H76V221H77V222H80V221H78ZM82 220H81V221H82ZM89 220H90V219H88V221H89ZM153 220H154V219H153ZM153 220H152V221H153ZM224 220H225V219H224ZM224 220H223V221H224ZM226 220H227V219H226ZM41 221H42V218L40 219V222H41ZM47 221H48V222H47ZM57 221H58V220H57ZM57 221L55 222V220H54V221H52L51 223L55 222L56 225H55V223H53V224L57 227V225H58V223H59V222H57ZM109 221H112V219L109 220ZM154 221H155V220H154ZM77 222H76V223H77ZM84 222L87 224L86 221H84ZM89 222H90V221H89ZM89 222H88V223H89ZM91 222H92V221H91ZM161 222H162V221H161ZM193 222H194V221H193ZM41 223H42V222H41ZM41 223H40V224H41ZM81 223L84 224L83 221H82ZM160 224H161V223H160ZM190 224H192V223L190 222ZM190 224H189V225H190ZM50 225H51V224H50ZM157 225H159V223H158ZM43 226H44V224H43ZM45 226H47V225H45ZM55 226H54V227H55ZM52 227H53V226H52ZM160 227H161V226H160ZM162 228H164V227H162ZM180 228H181V226L178 227V228H176V229H180ZM98 229H99V228H98ZM167 229H168V228H167ZM181 229H182V228H181ZM181 229L178 230L179 233H180ZM97 231H99V230H97ZM167 231H168V230H167ZM100 232H101V230H100L98 233H95V235L97 234V237H98V238H99V235H98V234H99ZM106 232H107V231L105 230V233H106ZM168 232H169L170 234L172 233L170 236H169L168 233H167V235H168L171 239L173 238L174 241H175V237H176V236H178V237H176V240H179V241L183 240V239H181L179 233H178V234L176 233V234H177V235H176L175 232L173 233V231H168ZM103 233H104V232H103ZM105 233H104V234H105ZM100 234H101V233H100ZM106 234H107V233H106ZM108 234H109V233H108ZM108 234H107V235H108ZM174 234H175L176 236H175ZM95 235H94V236H95ZM146 235H147V234H146ZM149 235H150V234H149ZM167 235H166V237H167ZM172 235H174V236H172ZM103 236H104V235H103ZM127 236H128V235H127ZM0 237L2 238L3 236L0 235ZM9 237H10V236H9ZM12 237H13V236H12ZM12 237H10V239L13 240L14 238H12ZM97 237H94V239H96ZM128 237H129V236H128ZM128 237L125 236V238H128ZM136 237H137V239L139 238L138 236H136ZM147 237H148V236H147ZM1 238H0V245H3V243H5V242H7V243L9 242V241L4 240V242L1 244V242H2V239H1ZM100 238L102 239V236H100ZM100 238H99V239H100ZM108 238H109V237H108ZM108 238L106 237V240H107ZM129 238H130V237H129ZM129 238L126 239V242L123 241V240H120V243L123 242L124 245H125V243H127V245H129V244L131 245V243H132L131 241H133V244H132V245L134 246V248H135V247L138 248L139 246H142V245H140V244H141V241H142L141 239H140V240H141L140 243H138V241L136 240V241H137V242L135 243V244H137V246H136V245L134 244L135 240H134L133 238H132V240H129ZM170 238H169V239H170ZM178 238H179V239H178ZM5 239H6V238H5ZM101 239H100V241H101ZM103 239H104V238H103ZM122 239H123V238H122ZM130 239H131V238H130ZM169 239L167 238V240H169ZM173 239L170 240V241H168V242H169L170 244L174 243ZM7 240H9V238H7ZM96 240H97V239H96ZM104 240H105V239H104ZM127 240L130 241L131 243H130V242H127ZM94 241H95V240H93V244H95V245H93L94 248L92 247V248H91V251H89L90 253H91V252H92V253L97 252V250H94V249H98V248L96 247V246H97L96 244H98V242L94 243ZM102 241H103V240H102ZM172 241H173V242H172ZM179 241H178V242H179ZM13 242H14V240H13ZM104 242H105V241H104ZM124 242H125V243H124ZM171 242H172V243H171ZM175 242H176V241H175ZM181 242H182V241H181ZM7 243H5V244H7ZM10 243H11V242H10ZM10 243H8V244H10ZM118 243H119V242H118ZM123 244H121V245H123ZM14 245H15V244H14ZM115 245H120V244L115 243ZM115 245H113V248H112V252H111V253L114 252L112 255L109 253L110 251H107V250H106V251H107V257H109V259H110L111 257H113V255H116V260H117V258H119V259H118V262H119V263H122V264H132V263H135V262H132V261L129 260V259H133V257H134V260H135V261H138L137 259H135V256H136V253L138 252V250H140V248H139L138 250L136 249L137 252L135 251V256H133V257H130V255H129V253H128V258H129V259H127V258H126L127 260L124 259V260H125V262H124L123 258H125L126 255H123V252H122V250H121V246H120V251H121L122 253L119 252V249H118L119 247L117 246V248H116ZM130 245H129V247H130ZM132 245H131V246H132ZM138 245H139V246H138ZM12 246H13V244H11V246H8V247H5V248H4L3 246H1L0 249H2V251H0V264H1V260L3 261V262H2V264H3V263H5L4 260H7L8 257L11 258L10 254H12V253L15 252V253L12 254V255H13V256L16 255V251L13 252V250H15V247H17V246H14V247H13L14 249L12 248ZM98 246H99V245H98ZM100 246H101V244H100ZM110 246H111V245H110ZM110 246H109V247H110ZM133 246H132V247H133ZM146 246H147L146 248H149L147 243H146ZM95 247H96V248H95ZM114 247L118 250L119 254H117V250H116V251H113ZM122 247H123V248H122L123 251H124V252L126 251L125 254H126L127 251H129L130 248H131V247H130L129 249L126 250L125 247L128 248V246H122ZM100 248H101V247H99V249H100ZM143 248H144V245H143ZM92 249H93L94 251H92ZM106 249H107V248H106ZM110 249H111V247H110ZM124 249H125V250H124ZM144 249H145V248H144ZM101 250H102V249H100V251H101ZM131 250H133V248H131ZM131 250H130V253H132ZM134 250H135V249H134ZM134 250H133V253H134ZM141 250H142V249H141ZM141 250H140V251H141ZM102 251H103L102 254L106 253L105 250H102ZM102 251H101V252H102ZM140 251H139V253H140ZM84 252H86V249H85ZM84 252H83V253H84ZM115 252H116V253H115ZM87 253H88V252H86L84 256H79L80 259L84 258L86 255H87V257H88V254H87ZM92 253H91V254H92ZM97 253H99V252H97ZM97 253H94V254H92V255L89 254V256L94 257V255L96 256ZM108 253H109L110 255H109ZM144 253L146 254V251H145ZM121 254H122L124 257L121 256ZM82 255H83V254H82ZM104 255H105V254H104ZM131 255H132V254H131ZM137 255H139V254L137 253ZM140 255H141V253H140ZM140 255H139V256H140ZM143 255H144V254H143ZM143 255H141V256H143ZM17 256H18V254H17ZM17 256H14V259H16ZM110 256H111V257H110ZM118 256H119V257H118ZM81 257H82V258H81ZM92 257H91V258H92ZM114 257H115V256H114ZM114 257H113V258H114ZM120 257H121V258H120ZM122 257H123V258H122ZM126 257H127V256H126ZM6 258H7V259H6ZM12 258H13V257H12ZM18 258H19V257H18ZM113 258H111V259H112L111 262H113V263H111V264H115L114 261H116V260H114ZM136 258H137V256H136ZM77 259H78V264L81 263V262H79V261H81V260H79V258H77ZM88 259H89V257L86 258V260H88ZM101 259H102V258H101ZM120 259L123 260V261H121ZM140 259H141V258H140ZM9 260H10V259H8L7 261H9ZM72 260L75 261L76 259H75V260H74V258L71 259V262L73 263ZM86 260L83 259V261H86ZM92 260H93V259H92ZM92 260H91V261H92ZM113 260H114V261H113ZM17 261H18V259H16V264H17ZM76 261H77V260H76ZM83 261H82V263H83ZM91 261L88 260L87 262L89 263V262H91ZM120 261H121V262H120ZM19 262H21V259H19V261H18V264H21V263H19ZM69 262H70V260H69ZM69 262H68V264H69ZM71 262H70V264H71ZM87 262H86V264H87ZM116 262H117V261H116ZM7 263H8V262H7ZM29 263H30V262H29ZM75 263H76V262H75ZM82 263H81V264H82ZM92 263H93V261H92ZM92 263H91V264H92ZM96 263H97V262H96ZM98 263H99V261H98ZM98 263H97V264H98ZM14 264H15V262H14ZM73 264H74V263H73ZM76 264H77V263H76ZM83 264H84V263H83ZM93 264H94V263H93ZM99 264H100V263H99ZM116 264H117V263H116Z\"/></svg>",
    "mask_w": 264,
    "mask_h": 264
}]
</instances>
